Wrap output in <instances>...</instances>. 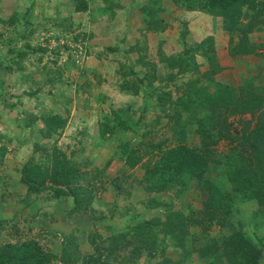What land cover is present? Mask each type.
<instances>
[{
	"label": "rangeland",
	"instance_id": "rangeland-1",
	"mask_svg": "<svg viewBox=\"0 0 264 264\" xmlns=\"http://www.w3.org/2000/svg\"><path fill=\"white\" fill-rule=\"evenodd\" d=\"M87 1V10L77 11L75 0H0V63L11 66L0 71V135H4L0 149L3 151L2 147L8 145L7 149L11 150L2 157L6 158L3 163L8 167L10 163L15 165L14 157L19 159L22 155L24 165L52 167V154L58 147L68 154L80 172L86 171V178L79 184L94 190L93 200L84 196L78 208L73 197L56 196L50 188L40 195L31 193L32 214L28 212L26 219L42 222L0 223L1 246L10 240L37 239L47 250L57 253L50 264H65L61 257L69 253L64 245L70 240L76 241L79 247L71 264H84L86 257L97 249L90 240L91 235L101 234L96 242L105 245L112 232L136 223L135 219L160 216L165 220L171 210L183 211L189 216L193 209H196L195 216H205L206 194L196 186L186 188L179 184L161 193L146 190V168L156 163L161 154L152 145L167 140L164 148H169L182 135L176 119L170 120L165 115L168 111L173 116L175 105L167 101L161 104L155 92L149 96L150 107L144 110L146 97L158 89L163 95L172 93V99H177L186 91L188 81L197 77L204 80L195 71L178 73L180 67H172V60H186L190 56L188 48L213 35L217 60L222 67L216 78L235 87L238 98L243 96V86L264 94V45H261L264 27L251 35L258 54L234 55L230 51L233 39L221 18L210 13L188 10L172 0ZM152 15L162 19L163 30L149 27ZM187 28L188 35L183 37L181 33ZM240 38V33L234 35V41ZM193 53L201 71L209 70L210 64L202 50ZM170 73L177 76L175 80L169 78ZM142 76L147 78L140 83L138 78ZM55 114L68 116V122L62 132L47 136L42 131L43 116ZM225 114H217V118L223 121L228 117L227 122L237 132L243 130L248 120L254 126L261 116L260 112L229 115L225 111ZM188 117L189 113L184 112L181 119L186 121ZM121 121L127 124L124 131L117 126ZM104 122L116 123V131L103 135ZM192 127L188 124L187 129ZM194 129L186 136L187 141L199 146L201 137ZM126 142L142 155L135 166L126 162L122 149ZM19 143L26 147L17 156L12 147ZM231 143L221 139L212 148L223 154ZM116 179L124 188L121 194L115 187ZM231 192L232 197L233 188ZM237 195L236 198L241 194ZM154 199L165 202L167 207H154L151 203ZM38 203L42 205V212H46L41 215L42 219ZM257 204L237 199L231 213H227L233 223H225V227L186 220L183 229L187 233H182L187 245L185 250L173 245L172 236H165L159 227L154 228L158 234L156 253L143 249L135 263L127 264H175L177 261V264H210L213 259L199 252L201 245L216 240L222 244L220 235L231 232L232 226L244 229L247 238L259 242L260 262L264 264V211L255 217L253 212L261 207ZM136 215L137 218H131ZM187 248L190 250L185 256ZM223 249L221 246L220 252ZM131 251V246L119 251V256L108 264H121ZM167 255L174 262L165 260ZM224 260L228 264L225 257Z\"/></svg>",
	"mask_w": 264,
	"mask_h": 264
},
{
	"label": "trees",
	"instance_id": "trees-1",
	"mask_svg": "<svg viewBox=\"0 0 264 264\" xmlns=\"http://www.w3.org/2000/svg\"><path fill=\"white\" fill-rule=\"evenodd\" d=\"M75 1L77 11L87 10L89 6L87 0ZM172 1L185 6L188 10H200L220 17L231 40L233 39L230 48L232 54H258V46L252 42L251 35L264 27V0ZM148 21L151 28L161 30L165 28V25L161 24L162 19L155 18L154 15ZM185 26H188V22H185ZM238 33L241 34V38L234 41V35ZM181 34L183 37H187L188 28ZM198 49L202 50L207 57L210 64L209 70L201 71L195 53H193ZM186 51L190 53L189 58L180 60V62L170 60V65L180 67L178 73L188 71L201 73L205 81L201 80L203 77L188 81L186 91L177 99H172V93L163 95L158 89L152 90L151 95L146 97L147 105L144 110L150 107L149 96L155 92L158 99L161 100V104H164L165 101L172 102L176 107L174 115L172 116L168 111L165 112V115L170 120L173 117L176 119V127L179 125L178 128L182 133L180 137L177 136V143L169 148H164V143L167 140L156 145L151 144L159 149L161 154L156 163L146 168L145 180L148 181L146 190L161 193L169 191L179 184L186 188L196 186L199 192L206 194L205 216L202 218L195 216L196 209H193V213L189 216L185 215L183 211L171 210L165 220H162L160 216L155 219H135L136 223L126 225L115 233L112 232L106 239L105 245L96 242V237L102 235L95 233L90 236V240L97 249L86 257L84 264H95L94 261L99 264H108L113 257L119 256V251L129 246L132 247L130 256H125L121 264L135 263L143 249L155 254V241L157 242L158 234L154 228L157 227L165 236H172L174 246H180L185 250L187 245L182 233H187V229H183L186 220L188 223H218L225 227V223H233L227 213H231V207L237 199L258 203L257 205L262 208H257L253 212L255 217L264 211V110L261 111L264 107V94L249 91L243 86V96L238 98L235 87L216 78V74L222 70V67L217 60L216 41L213 35L205 37L196 47L194 45ZM10 67L4 65L3 62L0 63V71L10 69ZM176 77L175 74H169L171 80H175ZM146 78V76H142L138 79L140 83H143ZM225 111L229 115L239 112L241 114L251 112L254 115L256 112H260L261 116L254 126L251 125L252 121L248 120L243 130L240 129L237 132L233 130V127L231 128V123L227 122L228 117L223 121L217 118V114L226 116ZM184 112L189 113L186 121L181 119ZM68 118V116L63 117L59 114L43 116L45 128L42 131H45L47 136L62 132ZM123 123L124 121H121L118 123L120 125L117 124L118 128L123 129L122 131L127 125ZM188 124H192L191 129L195 128V132L200 135L201 145L193 146L188 143L186 136L191 130L187 129ZM115 125L104 122L102 134L115 132L117 128ZM176 127L174 126L175 129ZM221 139L232 142L230 149L223 154L217 153L212 148V145L218 144ZM122 149L126 153L125 159L129 166H135L141 161L142 155L136 149L130 148L128 142ZM85 172H80L78 166L69 159L64 150L55 147L52 154V167L44 168L38 164H25L21 180L32 193H41L50 188L56 196L73 197L78 208L83 203L82 200H85L84 196H89V201L94 198L92 188L79 184L83 178H86ZM115 187L119 194L124 190L119 179H116ZM232 188L233 196L231 197L229 194L232 193ZM237 194L241 195L236 198ZM151 203L154 207L166 205L165 202L156 199L151 200ZM137 216H131V218H137ZM204 227L206 228V225ZM231 228V232L226 234L222 232L220 235L222 244L219 240H216L215 243L206 242L205 245H201L203 248L201 247L199 252L207 258L213 259L210 260V264H225L224 257L228 264H261L259 242L247 238L244 235V229L237 230L234 226ZM64 246L69 249V253H67L68 256L63 254L61 258L65 264H71L74 262V255L79 248L78 244L76 241L70 240ZM221 246H224L223 252H220ZM189 250L187 248L185 256L189 254ZM222 256L224 257L222 258ZM56 257L57 253L47 250L37 239L32 238L0 246V264H50ZM166 257L165 260L168 262H174L168 255ZM177 262L174 263L177 264Z\"/></svg>",
	"mask_w": 264,
	"mask_h": 264
},
{
	"label": "crops",
	"instance_id": "crops-1",
	"mask_svg": "<svg viewBox=\"0 0 264 264\" xmlns=\"http://www.w3.org/2000/svg\"><path fill=\"white\" fill-rule=\"evenodd\" d=\"M261 45H264V39H262ZM1 139H4V135L2 134L0 135V140ZM6 146L8 145H4L2 147L3 151H1L0 149L2 153V154L0 153V158H1L0 159V223H30V222L40 223L42 222L41 220L32 221V219L30 220L26 219L27 215L29 217V214H32L29 210L32 207L31 205L32 202L30 201V199L32 198V196L30 198L32 192L28 189L27 185L23 183L21 180L23 165L26 161L24 160V157L20 154H22L23 152V147L26 146L25 144L19 143L18 145L12 147L16 151L15 154L17 156L20 155L21 157L17 159L18 157L15 156L14 157L15 165L10 163L9 167L6 166L5 163H3L6 158H2L7 153L8 154L11 153L10 148L7 149L8 147ZM36 198L38 200L40 197H36ZM41 206L42 205L39 204L40 217L41 215H46V212L44 210L42 212ZM9 242L16 243L20 241L10 240V241H5L3 244Z\"/></svg>",
	"mask_w": 264,
	"mask_h": 264
}]
</instances>
